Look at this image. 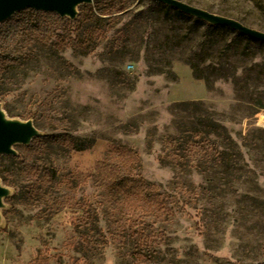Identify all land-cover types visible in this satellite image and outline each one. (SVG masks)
Segmentation results:
<instances>
[{"label":"rangeland","instance_id":"1","mask_svg":"<svg viewBox=\"0 0 264 264\" xmlns=\"http://www.w3.org/2000/svg\"><path fill=\"white\" fill-rule=\"evenodd\" d=\"M180 1L264 31V0ZM79 11L0 27V101L46 133L0 157V264H264V43L153 0Z\"/></svg>","mask_w":264,"mask_h":264},{"label":"water","instance_id":"2","mask_svg":"<svg viewBox=\"0 0 264 264\" xmlns=\"http://www.w3.org/2000/svg\"><path fill=\"white\" fill-rule=\"evenodd\" d=\"M164 6L178 10L213 27H226L240 35L254 41L264 43V31L243 25L234 18L212 13L206 9L197 8L180 0H153ZM93 0H0V27L5 21L11 19L18 12L34 10L42 13H53L60 19L75 22L80 13V7H89ZM1 29V28H0ZM5 103L0 101V157H18V147H29L33 140L46 136V133L35 127L32 118H19L6 113ZM15 193V188L4 185L0 178V229H5V212L10 211L12 204L9 198Z\"/></svg>","mask_w":264,"mask_h":264},{"label":"trees","instance_id":"3","mask_svg":"<svg viewBox=\"0 0 264 264\" xmlns=\"http://www.w3.org/2000/svg\"><path fill=\"white\" fill-rule=\"evenodd\" d=\"M84 8H85V6L80 7L79 10L80 9H84ZM27 12H28V10H26L24 12H21L20 14H25ZM42 16H45V17H47V16H54V17H56V15L51 14V13L50 14H47V13L46 14H42ZM36 29L38 31H40V32H46L47 31L45 27L39 26V25L36 26ZM3 35L4 34L1 33V31H0V39L3 37ZM0 59H2V60L4 59L3 54H1V53H0ZM192 75H193V77L195 79L206 80L203 77H201L200 75H198L195 71L192 72ZM215 127H216V124L215 123H210L209 124V128L210 129H208L207 131H205L206 132L205 134L206 135H209L211 132L214 131ZM111 149H114V148L111 147ZM237 157H238V155H237ZM96 168H97V170H99L98 171L99 174H101L100 168L102 169V171H105V174H106V177L105 178L108 179V180H110L112 182V184L114 185L113 187H122L124 185V183L126 182L129 185L127 188L130 187L132 189V191L136 195H138L141 199H144L147 202H152L156 198L157 199L160 198V195H158V193L156 192V190L153 189V186L152 185H150L146 181H144L142 179V177L140 176V174L133 173V171L135 170L134 167H133L134 169H130V171H129L130 174L129 173L126 174L125 175L126 177L124 179H120L121 177H117V174H115V167L113 165L109 164V163L108 164L105 163V161H103V160L96 162ZM95 175L96 174L94 173L91 177L94 178ZM2 182H3V180H2ZM81 210L84 212L85 217L88 216V219L89 220H92L93 222L94 221L96 222V219L98 217L97 216L98 215L97 213H94L91 210H87V213H86V211H84L82 208H81Z\"/></svg>","mask_w":264,"mask_h":264}]
</instances>
